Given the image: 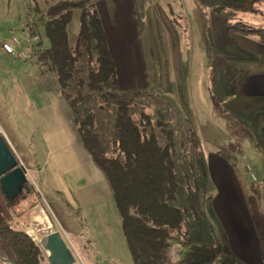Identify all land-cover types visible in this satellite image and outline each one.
Instances as JSON below:
<instances>
[{"label":"rangeland","instance_id":"374dc122","mask_svg":"<svg viewBox=\"0 0 264 264\" xmlns=\"http://www.w3.org/2000/svg\"><path fill=\"white\" fill-rule=\"evenodd\" d=\"M57 1L0 0V44L12 36L22 38V29L41 30L43 12ZM224 1L95 0L120 79L116 90L104 86L103 92L130 100L133 119L137 122L146 113L159 146L176 151L177 190L171 204L181 210L187 236L174 234L170 264L190 246L201 244L221 249L204 264H221L229 256L244 264H257L260 258L264 264L263 245L254 230L264 235V100L233 96L242 74L236 60L250 56L246 49L261 51L263 45L256 36H241L233 44L225 37L227 23L264 28V5L260 13L213 12ZM78 30L79 11L74 10L68 26L71 45ZM39 40L25 61L0 46V134L27 178L25 191L11 207L0 190L4 214L27 235L32 228L36 238L28 236L37 243L44 233L59 231L79 264H133L103 173L86 162L82 170L87 177L70 183L69 176H60L52 166L45 135L60 122L54 115H61L64 107L57 100L48 102L41 113L37 104L40 89L59 91L53 72L38 71L34 51ZM82 69L79 77L84 79L87 65ZM68 91L77 95L72 86ZM100 105L99 98L86 96L77 109L79 116L91 110L95 137L106 151L114 139L116 108L110 102ZM83 157L90 159L87 153ZM245 165L252 167L256 181ZM30 198L38 204L28 210L25 223L16 213ZM40 221L47 226L41 227ZM43 255V264H49Z\"/></svg>","mask_w":264,"mask_h":264},{"label":"trees","instance_id":"16d2710c","mask_svg":"<svg viewBox=\"0 0 264 264\" xmlns=\"http://www.w3.org/2000/svg\"><path fill=\"white\" fill-rule=\"evenodd\" d=\"M263 5L264 0H245L242 3L225 0L213 8V12L260 13ZM74 10L79 11V30L71 45L68 26ZM31 34L40 36L34 51L38 71L43 74L45 68L56 75L58 94L70 109L82 147L107 180L133 264H170V241L174 239V234L187 236L182 231V212L171 204L177 190L176 151L171 146H159L146 113H141L137 122L133 119L130 100L118 98L110 91L103 92L104 86H109L111 91L116 90L118 80L95 0L57 1L43 12L41 30L36 29ZM241 36H256L264 45V28L242 22L227 23L225 37L229 43H235ZM83 63L87 65L84 79L79 77L83 72ZM71 86L77 90L76 96L68 91ZM83 87L86 88L85 93L80 92ZM86 96L102 100L100 108L108 107L109 102L116 108L114 139L106 151L101 150L95 137L91 110L86 108L83 116H79L77 106ZM199 166L202 168L201 164ZM25 189L26 186L22 192ZM27 189L32 190L30 186ZM12 201L6 198V205L11 207ZM27 202L16 213L17 219L25 223L28 222V217H25L28 210L38 204L34 198ZM255 231L263 245L264 260V235L258 228ZM220 250L219 245H193L176 264H204ZM0 258L11 264L44 262L39 244L9 222L1 203ZM221 264L244 263L229 256Z\"/></svg>","mask_w":264,"mask_h":264},{"label":"crops","instance_id":"0c3cea01","mask_svg":"<svg viewBox=\"0 0 264 264\" xmlns=\"http://www.w3.org/2000/svg\"><path fill=\"white\" fill-rule=\"evenodd\" d=\"M240 38L242 37H238L237 41H239ZM262 48L263 49L261 51L246 49V54L250 56L236 60L237 66L242 72V76L235 84V95L233 94V96L238 95L239 98L244 101H249L248 99L255 97H260L264 100V45ZM119 81L120 79L118 82ZM56 100L58 101L59 106L61 105L62 108L64 107V109L61 111V115H54V117L59 119L60 122H55L56 125L54 130H51L45 135V139L48 143L46 149L49 153H52V166H54L56 170L55 173H58L60 176H69L67 180L70 183H74L83 177H87V174L82 170L83 164H86V162H90V164L93 163L91 158L86 159L83 157L85 156L86 152L84 153L85 150L82 147L80 139L76 133L70 111L64 101L57 93L40 89V102L37 103L40 104V110L42 108H46L48 102L55 103ZM261 110L264 112V102L262 103ZM40 112L42 113L43 110ZM49 118L50 116H46V119L51 121V118ZM69 150L75 151L70 152ZM219 161L224 162L222 159H219ZM36 165H38V173H40L42 170V165L39 164L38 161ZM74 170H77L78 174H71ZM90 170L93 172L92 167ZM55 179H59V181H61L60 177H56ZM55 187L60 190V186ZM257 264H263L260 258Z\"/></svg>","mask_w":264,"mask_h":264},{"label":"water","instance_id":"95a60500","mask_svg":"<svg viewBox=\"0 0 264 264\" xmlns=\"http://www.w3.org/2000/svg\"><path fill=\"white\" fill-rule=\"evenodd\" d=\"M27 178L7 140L0 134V190L7 199L18 197ZM49 264H79L59 231L44 233L38 240ZM8 263L0 258L1 263Z\"/></svg>","mask_w":264,"mask_h":264},{"label":"built area","instance_id":"2783aa9c","mask_svg":"<svg viewBox=\"0 0 264 264\" xmlns=\"http://www.w3.org/2000/svg\"><path fill=\"white\" fill-rule=\"evenodd\" d=\"M21 31L23 33L22 38L12 36L7 40L1 41L0 46L7 55L25 61L28 59V55L32 52L34 44L39 40L40 36L38 34H31L28 31L24 33L23 29ZM245 169L249 173L252 181H256V176L253 173L252 167L250 165H245Z\"/></svg>","mask_w":264,"mask_h":264},{"label":"bare ground","instance_id":"6f19581e","mask_svg":"<svg viewBox=\"0 0 264 264\" xmlns=\"http://www.w3.org/2000/svg\"><path fill=\"white\" fill-rule=\"evenodd\" d=\"M40 225H41V227H44V226H47V223L44 221V222H41L40 221ZM27 233H28V235H30L32 238H36L35 237V234H34V231H33V229L32 228H28L27 229Z\"/></svg>","mask_w":264,"mask_h":264}]
</instances>
